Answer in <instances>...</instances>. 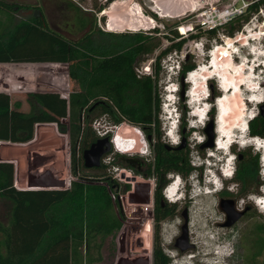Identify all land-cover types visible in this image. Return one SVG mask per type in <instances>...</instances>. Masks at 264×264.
<instances>
[{
  "label": "trees",
  "instance_id": "obj_1",
  "mask_svg": "<svg viewBox=\"0 0 264 264\" xmlns=\"http://www.w3.org/2000/svg\"><path fill=\"white\" fill-rule=\"evenodd\" d=\"M106 1L112 4L117 0ZM263 4L264 0H254L248 8L250 13L247 11L237 15L223 25L222 34L233 37L236 32H240L250 20L251 13L257 12ZM97 8L100 11L104 6L99 5ZM11 9V6L0 0V10L11 18L0 29V63L63 62L71 65L64 70L70 91L67 98V122L65 125L59 124V129L69 136L71 171L75 179L68 188L17 189L10 183L11 168L0 165V264L100 262L103 237L119 226V223H112L113 216L109 211L112 210L110 192H126L130 190V186L107 175V165L103 162L99 167L90 169L93 170L92 174L83 168V150L101 137L91 128L92 121L107 118V122L114 126L128 123L138 127L146 139L150 136L148 144L153 147L157 174L175 170L185 175L192 169L188 163L187 148L177 149L180 145L177 144L170 145L171 150H167L166 143L160 141L158 121L160 61L170 51L180 50L184 38L173 31L171 37H166L170 44L154 55L150 72L140 73L139 62L146 55H151L159 45L153 42L150 35L158 31L157 28L145 34H117L98 30L88 34L81 42L69 43L38 19L14 20ZM151 15L156 17L154 13ZM219 28L198 30L195 34H190V37L196 38L206 33L210 38L217 39ZM119 37H128L129 40L120 41ZM80 65L90 66L83 69ZM193 69L194 62L182 60L179 86L186 73ZM210 94L213 98L210 99L209 119H212L216 113L212 100L220 98L222 94L215 88ZM36 99L39 105L38 115L49 122H55L53 115L41 107L42 100ZM27 102L31 109L35 108L29 100ZM31 109L21 114V117L26 119L32 116L34 113ZM7 111L6 106L0 105V116ZM184 117L183 114L182 127L186 125ZM249 125L253 135L264 136V115L261 112L257 113ZM102 136L112 137L109 131H105ZM23 138L26 140L28 137ZM122 156L124 155L114 152L112 161L142 175L129 164H123V160L116 161ZM259 158L260 154L240 161V177L246 185L253 170L256 173L259 170ZM159 194L158 187L156 195ZM156 203L152 264H170V257L161 246L160 223L173 215L175 210L161 208L159 198ZM263 228L261 224H256L245 237V247L250 246L255 256L264 252ZM96 238H99V242Z\"/></svg>",
  "mask_w": 264,
  "mask_h": 264
},
{
  "label": "rangeland",
  "instance_id": "obj_2",
  "mask_svg": "<svg viewBox=\"0 0 264 264\" xmlns=\"http://www.w3.org/2000/svg\"><path fill=\"white\" fill-rule=\"evenodd\" d=\"M6 1H14L18 4L26 3L37 7L42 4L41 2H43L45 5L51 4L52 6H56L55 4H58L61 6V11L64 12L63 17H66V19L70 20V22L72 23L78 22L80 20V16L84 15L83 9L90 10L91 17L95 21L96 27H99L100 30L117 34L146 33L141 31L140 29L135 31L126 29L125 31H122V27H124L125 25L124 19H122V15L117 14L113 16H106L104 14V12L108 11V8L111 7V4L106 0ZM117 1H130L137 6L139 5L138 7H140L141 10L149 16L154 13V8L150 0ZM165 2L166 4H169V7L171 5V7H174L175 4L179 2V9L176 7V9L179 11H185L186 5H188L186 4V0H166ZM239 4H241V2H239ZM99 5L104 6V8L100 11L97 8V6ZM247 11V13H250L249 9H247ZM160 15L163 18H160L157 15L155 18L158 31L151 34L147 33L153 37V42H157L159 45L151 55H146L139 62L138 68L140 73L144 72V65L147 60H150L151 58L153 59L155 54H157L163 47L170 44V40L166 37H171L174 34L173 31H176L177 34L180 35L179 30L183 32V29L186 30L185 26L188 25L189 22H191V16L176 18V15L171 17L167 13L165 16L162 13H160ZM10 19L11 18H9V15L7 13L0 10V29L4 27V25ZM113 20L115 22H118L119 24H111V21ZM176 21H180L177 27H175ZM221 27L217 32V39L210 38L206 33H202L200 37L192 38L190 37V34L187 33V36L184 39V43L181 46V48L185 46L186 50V55L183 59H185L186 61L189 60L190 62H194L195 68L201 66L203 63V67H201L198 71H202L207 68V50L216 44L223 43L222 40L225 38V35L222 34V30L224 27ZM245 27L247 29H252L249 30L251 31L250 33L261 31L260 33L257 32L256 34H252L254 36V38L252 39L256 40L252 42V49L256 52L259 50L258 52L260 53L258 54L261 55L262 52H264V4L260 6L257 12L251 13L250 20L244 24L243 29L240 31V34H242V31ZM77 30L79 31V29ZM76 33H78L79 36L80 33ZM118 40L125 41L129 39L128 37H125V39L119 37ZM216 49L221 50L220 47H217ZM215 51H213V54L215 53ZM241 53V58L244 59H242L241 61L251 62L252 65L249 67L250 70L251 68L254 69L253 67L256 66L258 62L264 61V59L260 60L259 56H255V52L254 54H249V50L246 48L242 49ZM178 55L179 54L175 55V51L172 50L164 55L160 61V70L158 73V95L160 100L158 121L159 132L161 136L160 141L168 145L171 144V142L169 141L170 139L167 135H165V127L167 124L165 123V120H163L162 114H164L163 107L164 103H166L164 99L165 94H167L164 87L168 83L174 82L178 84V90L176 93H174V95L176 99H178L180 110H182V116L183 114L185 116L184 120L186 122V125L184 127H180L179 135L174 134V139L177 141V143L171 145L182 144L183 139H185V144L182 148H187L188 150L189 165L197 169L194 163L195 161H197L198 157H200L201 159L206 158L207 152L209 151H212L217 155L220 153L215 150V146L211 148L204 146L207 140V136L203 129L207 121H205L204 124L199 126L198 128L191 129V127H188L187 125L189 123V119L191 118L189 116V107L187 101L189 97L187 96V88H190L191 84L185 81L184 77L181 82L182 84L179 86L178 74H172L173 71L169 70V65L171 64V62H175L176 59H181V56ZM224 58L225 61L228 60H226L227 57ZM236 60H238V58H236ZM221 61L225 62L224 60ZM238 64L240 63H237V65ZM62 68L63 65L53 62L0 63V105L6 106L8 108L7 113L0 116V165L1 167L9 166L11 168V170L7 168L11 173L10 183L17 189H27V181L28 179L32 182L35 181L34 175H36V179L39 178V175L47 176L45 171L47 168L50 169V174H48L47 176L48 178H55L58 180H62V182H65L61 184L63 187L58 186L52 187L51 189H61L67 187V185L69 186L70 182L75 179V175L71 171L69 136L65 131H61L59 129V124L65 125L67 122V98L70 92L68 89V77L66 72L64 71L65 69ZM257 72L259 74V77H262L261 79H264V67L259 66ZM254 74H256L255 70ZM239 75L240 73L230 75L232 76V84L237 86V81L240 78L237 77ZM248 75L253 76L251 72H249ZM245 77L248 84V78L247 76ZM253 80L258 81L256 77H254ZM181 86L183 87L182 95ZM262 86H264V83L262 84ZM198 87L199 85H197L193 89H198V91L196 90V94H198V96L200 95L202 97L200 100L203 101L204 96H202V94L204 92L205 86L202 85L199 88ZM206 88V92L210 93L215 88L223 95V92L217 86L216 77L209 80V82L206 84ZM235 93L236 91L234 93L231 92L228 95L226 94L224 97L225 100L226 98L229 100L227 103L230 104H227V106H229V112L232 114L230 117V122L226 121L225 124L228 126L232 125V127H239L236 121L241 112L242 99L237 95V93L235 95ZM251 94V92L248 93L246 91L245 98L248 99V96H250ZM36 98H40L42 100L43 105L41 107L46 111H49L53 115L54 120H56L55 122H49L46 118L38 115L37 111L39 109V105ZM211 98L213 97L211 96L210 99ZM27 100H29V102L32 103L35 107L32 108L34 114L30 117H27L26 119H23L21 117V114H25L31 109ZM247 105L248 106L246 108L247 110H245V115H248L247 113L249 110L254 111L255 114L261 112V107L262 105H264V103L257 105L254 102H247ZM213 106L216 112L215 117L217 118L216 114L218 115V112L214 102ZM195 118L196 117H193V119ZM103 119L105 120V118ZM107 120V118L104 122H100V120L96 122L94 120L92 121L91 128H97L96 132L99 133L109 131L112 136H115L116 132H118L119 129H121V131H133V133L135 134L134 136H136V141L140 142L142 145L136 147L135 150L133 149V146H131L130 148H123L122 144H119V142H116L115 146L120 150L128 152L129 154L132 153L133 150L136 151L134 153H137L139 155L147 154L148 150L150 152V146L148 142L145 141L146 138L138 127L134 128L128 123H122L121 125L114 126L112 123H108ZM220 125H222V123H220ZM224 127L226 126H224L223 124L222 128ZM136 128L140 131L139 133H142V137L139 133H137L138 131L136 130ZM223 132H225V130ZM227 132L229 131L227 130ZM23 136L28 138L24 140ZM219 137L221 138V140L219 139L220 142H222V135H220ZM198 144H200L199 147L197 146ZM115 146L113 144L114 148L112 147V152L104 156L106 162L105 164L107 165V167H110L109 170L107 168L105 170L107 175L111 176L119 183L128 184L130 187L132 186V183H143L141 175L136 174L138 182L135 183L134 181H131L135 179L132 178L133 172L130 169L126 167L122 168V166L117 165V163H114V161H112L114 152H117L115 150ZM201 146H203V148H201ZM254 150L255 149L253 146L242 147L237 143L233 144L230 149L231 153H235L236 158L234 160L235 171L233 177L231 179L222 180L223 188L221 190L212 192L210 194H199V197L189 198L191 199V201L189 202V210H187L188 232L190 242L194 245L192 249H188L185 252L181 253L177 248L174 247L175 237L180 233V226L183 223V218L181 216L183 210H175L173 215L161 221V246L163 247V251L170 256L171 264H186L185 261L188 264H214V256L218 258V263L220 264H264V252L260 255L255 256L250 246L245 247V237L249 232H251V229L256 224H261L264 227V213L259 209L256 203L252 199H250V195L253 193H263L262 189L264 188V169L260 158L259 170L257 173L253 170V172L250 174L251 179L248 181L247 185L240 177V169L242 166L240 161L244 158L246 159L248 157L254 156ZM240 156H242V158H240ZM121 169H125L127 173V179H125V181H121L117 177V174ZM196 169H194L193 172L196 171ZM87 172H90V174H92L93 170L89 169ZM218 172L220 174V177L223 178L219 170ZM203 173L204 169L201 170L202 178L205 174ZM122 174L123 176L125 175L124 172ZM112 192L122 195L115 200L112 199V210H109L110 214L113 216L112 223H119V226H114L115 228L112 229L107 236L103 237L101 250L102 261L94 262L93 264H138L139 260L137 258L140 256H144L147 252L150 253L149 258L150 261H152L153 224L148 231L146 225L148 217L145 216V214L141 210L137 209V199H130L129 196L126 198L125 196H123L125 192H122L121 190H119L118 192ZM196 194L197 193H195V195ZM221 199H232L235 201L236 208H247L248 210H246L245 214L232 225L224 226L223 224L226 220V213L219 207ZM182 205V203H179V206L182 207ZM133 208H136L137 210H133ZM96 241L99 242V238H96ZM215 248L219 250V254L217 255H215L213 252ZM253 249L257 251L256 247H254ZM206 252L208 253V255H204V253ZM190 256H193V258ZM174 259L177 260L174 261ZM201 259L203 261H200Z\"/></svg>",
  "mask_w": 264,
  "mask_h": 264
},
{
  "label": "clouds",
  "instance_id": "obj_3",
  "mask_svg": "<svg viewBox=\"0 0 264 264\" xmlns=\"http://www.w3.org/2000/svg\"><path fill=\"white\" fill-rule=\"evenodd\" d=\"M159 27V26H158ZM157 28V27H156ZM226 41V39L224 38L222 40V42L224 43ZM223 43H220V44H223ZM215 46V45H214ZM211 47L210 49L207 50V57L209 58L208 56V52L210 50V52H213L215 51V47ZM242 49H244L245 47L241 46ZM235 50H231V53L234 55L233 57V61L235 63H237V61L239 60H242L241 58V55H242V51L240 53L237 52V47H234ZM236 58H238V60H236ZM177 61V59H176ZM176 61L175 62H171V64L174 65V68L177 69V71L175 70H172V74H178L179 76V72H180V69H178V65H176ZM263 62V61H262ZM206 63H208V59H206ZM209 64V63H208ZM257 64H261V62H258ZM257 64H256V68L255 69H259V67L257 68ZM252 65V64H251ZM262 66L264 67L263 63H262ZM199 68L203 67V63L201 66H198ZM198 67H196L195 69L189 71L186 73L185 75V81H187V78H188V75H190L191 73H193V71H196L197 69H199ZM256 74H257V79L258 81L254 80V82L257 84L258 86V89L256 91H252L251 90V87H247L250 91H251V95L248 96V100L249 102H254L255 104H261V103H264V86H262V84L264 83V79H261L259 77V74L258 72L256 71ZM214 77H212V75L209 77L208 80L212 79ZM217 79V77H216ZM188 82V81H187ZM172 86L174 89H177L178 90V84L172 82ZM204 86H205V95H204V102L202 104L201 107L198 106V109H201L200 112H201V122L198 123L197 121L196 122H193L195 120H197V117L195 119H193V117L190 116V113H189V116L191 117L189 119V123L187 124L188 127L190 126L191 129L193 128H198L199 126L203 125L205 121H208L209 119V110H210V107H211V104H210V97H211V94L209 92L206 93V82H204ZM217 86L219 87L220 90H222V87L219 85V82H218V79H217ZM177 90H175L173 92V96H174V101L172 102L170 108H171V112L174 114V117L172 118V124L170 125L171 126V131H172V136H169L168 134L165 133V135L168 136V138L170 139L169 141L171 142V144H176L177 141L174 139V134H177L179 135L180 134V127L182 125V110H180V107H179V104H178V99H176L174 93L177 92ZM189 90V87L187 88V91ZM224 95V93H223ZM222 95V96H223ZM252 97H256V99L258 101L255 102V100H252ZM218 98L219 97H216L215 100H214V104L217 108V112H218V105H217V101H218ZM249 116V119H247L245 125H244V128L245 130L242 132L240 131L241 128H236L237 130H235V133H237V136L240 137H246V141H248L247 144L245 145H242L240 143L239 140H237V138H234L233 141H231L229 143V145L227 146L226 150L224 151L225 153L228 154V158H229V162L230 164L227 165L228 167H225L223 165L220 164L219 162V156L218 155H221V151L217 150L216 149V146H215V150L218 151L220 154H215L213 152V155H209L212 151H209L207 152V157L206 158H203L201 159L200 157H198L197 161H195L194 165H196L197 168H200L196 171H192L188 176H185V175H182L181 173H176L174 174L173 176V179L165 186V188L163 189V195L164 197L171 203H175L177 201H180L182 199H184L185 197H198L199 194L200 195H204V194H210L212 192H215V191H218V190H221L223 188V179H231L234 175V160L236 159L235 158V153L234 152H230V149L231 147L233 146V144L237 143L239 144L240 146H253L254 147V154L255 155H258L260 154V160H261V163H262V166H263V169H264V164H263V158H264V153L260 151L259 147L257 144L259 143H264V136H261V135H253L250 131V125H249V122L257 115L255 114L254 111H251L249 110L248 113H247ZM163 116V114H162ZM217 116V114H216ZM102 122V121H100ZM99 122V124H100ZM134 127V126H133ZM135 128V127H134ZM136 130L138 132H140L137 128ZM238 131V132H237ZM165 132H166V127H165ZM114 135L112 136V140L114 139ZM244 140V141H245ZM114 146H115V143L113 142ZM170 144V145H171ZM115 150L120 153V154H124L122 153V150L118 149L116 146H115ZM212 158V159H211ZM205 164V166H204ZM226 168H228V172L226 174ZM204 169V176L203 178L201 177V170ZM226 169V170H225ZM218 170L220 171L221 175L223 178L220 177V174L218 172ZM208 173H210L211 177L208 176ZM264 173V171H263ZM264 175V174H263ZM211 185V186H210ZM190 187V189H189ZM263 193H253L250 195V199H252L256 205L259 207V209L264 213V188L262 189ZM195 193H197L195 195ZM211 237V236H210ZM214 254L217 255L219 254V250L217 248H215L213 250ZM167 254V253H166ZM208 255V253H204V255ZM225 254V253H224ZM168 255V254H167ZM169 256V255H168ZM170 257V256H169ZM193 258V256H190ZM215 260L213 261L214 264H220L218 263L219 260L218 258H216V256H214ZM177 259H174V261H176ZM182 261H185V260H182ZM203 261V260H201ZM186 264H188L186 261H185ZM173 264V263H172Z\"/></svg>",
  "mask_w": 264,
  "mask_h": 264
},
{
  "label": "bare ground",
  "instance_id": "obj_4",
  "mask_svg": "<svg viewBox=\"0 0 264 264\" xmlns=\"http://www.w3.org/2000/svg\"><path fill=\"white\" fill-rule=\"evenodd\" d=\"M150 1H151V4L153 5L154 10H157L159 13H162L164 16L167 13L171 17L176 15L177 16L176 18H180L185 13L189 12L190 10H192L197 1H204V0H186V4H188V5H186V10L185 11H179V10L176 9V7L177 8L179 7L178 6L179 2H177L175 4V6L173 4L174 7H171L172 5L169 7V4H166V2H165L166 0H150ZM138 6L133 4L130 1H125V2L116 1V2L111 4V7L108 8V11H105L104 14L106 16H108V15H112L113 16V15H117V14L122 15V19H124V22H125L124 27H122V31L123 30L125 31L126 29H130L131 31H135V30H138V29L146 26L145 22L142 19V16L139 14V12L137 10ZM181 12H183V13H181ZM119 15H118V18H119ZM114 22H115L114 20L111 21V24H113V25L119 24L118 22H115V23ZM249 30H252V29H248V31L245 30L240 36L235 37L233 39L227 40V42H226L227 44H225V46L227 45V46H230L231 48L232 47H237V52L238 53H240L242 51L241 46H243V47H245L246 49L249 50V54H251V53L254 54V52H255L254 55L255 56H259V59L262 60V59H264V52H262V54L259 55L258 54V53H260V52H258L259 50L256 52V51H253V49H252V46H253L252 42L256 41V40L252 39V38H254V36L252 34H256L258 31L256 33L255 32L254 33H250L251 31H249ZM184 31H185V29H183V32ZM260 32L261 31H259L258 33H260ZM263 35H264V33H263ZM257 37H258V35H257ZM239 48H240V50H239ZM220 51L221 50H217L216 49V51H215L216 54L214 53L215 57L217 58L216 59V63H218V64L223 63V61H221V60L225 61L224 57H227L226 60L228 59L229 64H231V61H232V64H231L232 66L229 68V70H227V71L225 70V72L223 73L224 74V81H223L224 82V87L222 88L221 91L224 93V91L227 89L226 93L224 94V97H225L226 94L228 95L231 92L234 93L236 91L237 95L240 96L241 99H242L241 100L242 107H241L240 115L237 117V121H236L239 127H237V126H233L232 127V125L228 126V125L225 124L226 121L230 122V117L232 115L229 112L230 111L229 110V106H227V104H230V103H227L229 100L227 98H226V100L224 98H222V99L217 101V105H218V110L219 111H218L217 118L215 119V141L218 140V139L221 140V138L219 136H220V133L223 132L224 130L225 131L228 130L229 131L228 134L230 135V137H233L232 134L235 132V128H242V126L245 125L247 119H249V117H248L249 115H245V112H246L245 110H247L246 108L248 106L247 102H249V100L247 98H245V96H246V91L248 93L251 92L247 88V87L250 88L249 83H251L250 80H249V78L251 76L248 75V73L250 72V68L249 67L251 66V62H247V61L244 62V61L239 60L237 63H240L241 65L240 64L237 65V63H235L233 61L234 55L231 53V50H230V52H227L226 49H223L221 52ZM255 62H257V61H255ZM262 63L263 62H261V64L259 66L262 67ZM235 65L238 66L237 71L232 69L233 66H235ZM207 66H208L207 68L202 70L203 73H202L201 70L198 71L200 69L199 68L194 73H191L190 75H188V78H187V81L189 82V84H191V82L193 83V84L190 85V88H189V90L187 92V96L188 95L191 96L192 101H193L192 104L194 106L201 107V105L203 104V102L205 100L204 99H203V101L200 100L202 97L200 95L198 96V94H196L198 89L197 88L193 89V88L196 87L197 85H199V87L204 85L205 84L204 82H206V84H207L209 82L208 79H209V77L211 75H212V77H217V75L219 77L221 76L219 74V70H218V73H217L216 69L214 71V68H213V66L211 64L207 63ZM241 66H244V67H241ZM253 68H256V66H254ZM251 70H252V68H251ZM256 71H257V69H255V72ZM236 73H240V75L237 77V78L240 77L238 79V81H237V86L232 84L233 83L232 80L230 81L231 85H229L228 81L232 77L230 75L231 74H236ZM241 74H242V76H241ZM245 76H247V78H248V84L246 82V77ZM252 78H253V76H252ZM200 81L202 82V84H201ZM192 85H194L193 88H192ZM245 86H247V87H245ZM206 91H207V89H206ZM170 93H172V91ZM236 93H235V95H236ZM204 95H205V93L202 94V96H204ZM221 97L222 96H220V98ZM196 98H197V101H196ZM198 100H200V101H198ZM226 108H227V112H225ZM220 123H222V125L224 124V126H226V127L222 128V125H220ZM230 129H232V130H230ZM137 133H139V132H137ZM139 134H140L141 137L143 136L142 133H139ZM134 135L135 134L133 133V131L132 132H130V131H121V129H119L118 132H116V135H115V137H114V139L112 141V146H113V142L114 143H116V142L118 143L119 142V144H122L123 148H128V147L133 146L134 147L133 149L135 150L136 147H138V146H140L142 144L140 142L136 141V139H135L136 136H134ZM245 139H246V137H240V138L237 137V140H239L242 145H245V144L248 143V141H246ZM223 140H224V137L222 135V141ZM214 146H216L215 142H214ZM134 150H133L132 153L136 152ZM122 151H123L122 153L128 154V152H125L124 150H122Z\"/></svg>",
  "mask_w": 264,
  "mask_h": 264
},
{
  "label": "flooded vegetation",
  "instance_id": "obj_5",
  "mask_svg": "<svg viewBox=\"0 0 264 264\" xmlns=\"http://www.w3.org/2000/svg\"><path fill=\"white\" fill-rule=\"evenodd\" d=\"M3 2L12 7L10 12L12 13V15L15 16L14 20L16 19L26 20V19H31V18L38 19L42 22L44 26L49 27L53 32L58 34L60 37H62L64 40H66L69 43H76L79 41L81 42L91 32L100 30L99 27H96L95 21L91 17L90 10L83 9L84 15L80 16V20L78 22L72 23L70 22V20L66 19V17H63L64 12L61 11L60 9L61 6L58 4H55L56 6H52L51 4L45 5L43 2H41L42 4L39 7H37V6L29 5L26 3L18 4L17 2H14V1L3 0ZM179 23L180 21H176L175 27H177ZM77 29H79V31ZM76 32L80 33L79 36H78V33ZM180 38H182V36H180ZM53 63H59L60 65H63L62 69L71 67L69 63H63V62H53ZM89 66L90 65H85V66L80 65V67H82L83 69L89 68ZM101 137H104V136H101ZM165 147L167 150H171L170 145L165 144ZM177 149L179 148L177 147ZM112 150L113 149H111V151ZM110 152H108L107 154H109ZM123 155L124 156L122 157H118L116 161L118 162L119 160H123V164H129L136 171L141 172L142 173L141 176L144 179L143 183L147 184V186L142 187L140 190L134 191V194L133 196H130V199L131 198L139 199L147 195L148 201L150 199L153 200V211H154L157 208L156 200L159 198L161 208H164L166 210H186V214L188 217L187 210H189V202L191 201V199H189L190 197L187 196L184 199L177 201L175 203L169 202L164 197L163 189L172 180L174 174L178 172L175 170H169L166 173L157 174V172L155 171V166H154V152H153L152 146H150V152L148 150V153L145 155H139L137 153H130V154L128 153V154H123ZM82 159H83V152H82ZM101 163H102V160H101ZM83 166H84V163H83ZM83 168L86 170L91 169V168H86L85 166ZM122 168H125V167H122ZM194 169L196 168L192 167V169H189L188 172L185 174V176H188ZM198 169L200 168H197L196 170ZM45 171L48 176V174H50V169L47 168ZM34 176H35L34 177L35 181H38L37 180L38 178L36 179V175ZM47 176L39 175V178H40L39 181L40 180H44V181H48V180L57 181L58 180L55 178H48ZM132 178L135 179L132 181L138 182L136 173L133 172ZM150 180H152L153 183H150ZM158 187L160 188L159 196L156 195V189ZM179 203L183 204L182 207L179 206ZM189 242H190V238H189ZM145 255H148L150 257L149 252H147Z\"/></svg>",
  "mask_w": 264,
  "mask_h": 264
},
{
  "label": "built area",
  "instance_id": "obj_6",
  "mask_svg": "<svg viewBox=\"0 0 264 264\" xmlns=\"http://www.w3.org/2000/svg\"><path fill=\"white\" fill-rule=\"evenodd\" d=\"M239 2H241V4H239ZM252 2L253 1H250V0H204V1H197L196 4L194 5L193 9L190 10L189 12L185 13L182 16V17H186V16L190 17L191 16V22H189V24L185 26L186 30L184 32H181V30H179L180 35L183 38H186L187 33L188 34H195L198 30H210V29H216L218 27H221V26L227 24L233 18L237 17V15L244 14ZM137 10H138L139 14L142 16V19L146 24V26L140 28V30L143 32H150V31L154 30L157 26V24L155 22L156 17H154L153 15L149 16L148 14H145L141 10L140 7H138ZM153 12L158 17H162L159 15L160 13H158L157 10H153ZM245 30L248 31V29L245 27L244 30L242 31V33ZM240 35H241L240 32L239 33L236 32V34L233 37L225 36V39L226 40L227 39H233V38L238 37ZM177 54H179L178 56H181V59L180 60L177 59L178 61H176V65H178V69H180L181 62L186 55L185 46L183 48H181L180 50L175 51V55H177ZM152 64H154V58L153 59L151 58L150 60H147L145 62L144 73L150 72ZM173 69L177 71V69L174 68V65L170 64L169 70H173ZM94 129L97 130V128H95V127H94ZM98 134L100 136L103 135V133H99V132H98ZM102 162L104 164L106 163L104 157L102 158ZM107 164H108V162H107ZM109 168L110 167H107L108 170H109ZM119 171L120 172L117 174L118 179L121 181L122 180L125 181V179H127V177H126L127 173H126L125 169H121ZM123 172L125 174L124 176L122 174ZM63 181H65V180H63ZM143 181H144V179H143ZM150 183H153V181L150 180ZM131 185L132 186L130 187V190L126 191L123 194V196H125L126 198L128 196L130 198V195L132 193H134V191H135V184L132 183ZM69 186L67 185V187H64V188H68ZM110 196L112 199L115 200V199L121 197L122 195H120L118 193L116 194V193L111 191ZM136 205H138L137 209L141 210L145 214V216L148 217L146 225H147V229L149 231L151 228V225L152 224L154 225L153 200L150 199L148 202H136ZM137 209L133 208V210H137Z\"/></svg>",
  "mask_w": 264,
  "mask_h": 264
},
{
  "label": "water",
  "instance_id": "obj_7",
  "mask_svg": "<svg viewBox=\"0 0 264 264\" xmlns=\"http://www.w3.org/2000/svg\"><path fill=\"white\" fill-rule=\"evenodd\" d=\"M183 80V78H182ZM183 94V89L181 90V95ZM261 113L264 115V105L261 107ZM215 118L209 119L205 126L204 132L207 136V140L204 144L205 147H213L215 142ZM150 136L145 140L148 142ZM185 144V139H183L182 144L178 146V148H182ZM112 137L104 136L98 138L94 141L88 148L83 150V163L86 168L99 167L101 165V160L105 154L111 151L112 149ZM203 148V146H201ZM242 158V156H240ZM31 181L28 179L27 181V189H45L52 187H63L61 184L64 183L62 180L57 181ZM147 186L144 183L135 184V191L140 190L142 187ZM132 193L130 196H133ZM147 195L145 197L137 199L136 202H147ZM219 207L226 213V220L224 222V226H230L237 220H239L248 210L247 208L238 209L236 208L235 201L232 199H221L219 203ZM183 218V223L180 226V233L174 240V247L177 248L181 253L185 252L188 249L193 248V244L189 242V232H188V217L186 214V210H183L181 213ZM139 260L138 264H152L148 255L140 256L137 258Z\"/></svg>",
  "mask_w": 264,
  "mask_h": 264
},
{
  "label": "crops",
  "instance_id": "obj_8",
  "mask_svg": "<svg viewBox=\"0 0 264 264\" xmlns=\"http://www.w3.org/2000/svg\"><path fill=\"white\" fill-rule=\"evenodd\" d=\"M35 189H37V188H35Z\"/></svg>",
  "mask_w": 264,
  "mask_h": 264
}]
</instances>
